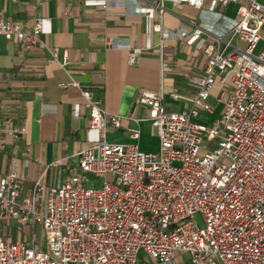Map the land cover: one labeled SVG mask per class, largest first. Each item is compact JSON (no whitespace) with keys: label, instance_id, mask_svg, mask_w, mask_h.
Listing matches in <instances>:
<instances>
[{"label":"built area","instance_id":"1","mask_svg":"<svg viewBox=\"0 0 264 264\" xmlns=\"http://www.w3.org/2000/svg\"><path fill=\"white\" fill-rule=\"evenodd\" d=\"M163 1L152 2L146 16L161 17ZM171 1L198 9L206 2L211 9L236 4L233 24L202 45L206 64L189 77V105L171 111L162 88L139 90L135 102L146 113L120 116L71 78L99 136L42 168L25 195L16 165L0 176V264H174L176 252L188 253L189 264H264V3ZM41 31V16L28 29L0 12L2 37L25 50L45 48L63 67L67 52L46 44ZM140 53L133 48L128 61ZM168 67L161 59V74ZM214 91L221 112L211 124L201 123L199 113L213 110ZM169 96L183 98L175 91ZM123 119L150 122L157 150L108 140V130ZM2 125L0 147L2 134L18 140L25 133L10 119ZM138 136L133 130L131 137ZM62 165L67 176L58 170L50 182L49 169Z\"/></svg>","mask_w":264,"mask_h":264},{"label":"crops","instance_id":"2","mask_svg":"<svg viewBox=\"0 0 264 264\" xmlns=\"http://www.w3.org/2000/svg\"><path fill=\"white\" fill-rule=\"evenodd\" d=\"M154 1L158 0H0L3 17L25 28H31L41 16V38L67 52L62 67L47 49L25 50L0 35V130L8 119L25 126L18 140L2 134L0 176L16 165L24 176L23 195L42 168L98 138V131L88 126V109L80 87L89 88L107 112L120 116L146 113V107L135 102L139 90L162 88L163 103L171 111L189 105L194 91L189 77L202 72L206 64L202 45L212 36L223 35L233 24L236 4L211 9L206 2L198 9L185 2L164 0L163 15L149 18L146 11ZM157 25L162 31L154 29ZM195 28L201 33H194ZM163 31L169 34L167 38L162 37ZM133 48H140L141 53L130 63ZM161 59L169 63L163 74ZM71 78L80 87L73 85ZM171 91L183 98L173 100ZM214 93L209 97L212 112H201L197 117L201 123L211 124L221 112ZM133 130L139 132L137 139L131 137ZM107 138L136 142L142 151L158 148L156 129L148 121L123 119L119 128L108 130ZM25 147L30 148L28 154ZM67 166L50 168L49 181L57 178L58 170L61 177L67 176ZM2 230L0 223V233ZM174 264H189V260L176 252Z\"/></svg>","mask_w":264,"mask_h":264},{"label":"rangeland","instance_id":"3","mask_svg":"<svg viewBox=\"0 0 264 264\" xmlns=\"http://www.w3.org/2000/svg\"><path fill=\"white\" fill-rule=\"evenodd\" d=\"M197 219L199 220L198 217H197ZM39 238H40L41 240H44V235H43L42 232L39 234ZM181 253H183V255H184V257H185L186 260L189 259V255H188V253H186V252H181Z\"/></svg>","mask_w":264,"mask_h":264}]
</instances>
